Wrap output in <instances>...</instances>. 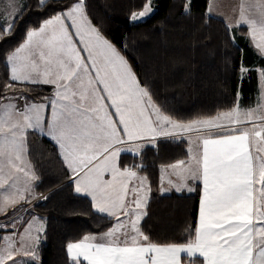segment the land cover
Listing matches in <instances>:
<instances>
[{"label": "snow or ice", "instance_id": "obj_1", "mask_svg": "<svg viewBox=\"0 0 264 264\" xmlns=\"http://www.w3.org/2000/svg\"><path fill=\"white\" fill-rule=\"evenodd\" d=\"M253 7L260 14L259 21L245 15L242 6L236 23L249 26L252 40L257 41L255 48L264 55V0H256ZM36 8L50 15L38 28H29L23 42L6 58L10 82L0 95V189L6 190L0 213L10 208L13 216L32 213L31 208L16 207L36 198L34 186L39 176L26 160L27 135L32 130L54 142L72 174L75 192L91 197L97 213L116 221L99 236L84 235L67 243L72 264H80L81 258L87 264H183L181 253L187 254L188 264H264V156L250 151L256 141L260 145L257 152H264V103L258 101L257 107L244 111L236 105L204 121H176L155 105L127 59L93 24L87 0H36ZM22 10L0 23V39L14 33ZM184 11H190V2ZM152 12L151 0H145L142 10L130 13V20H142ZM213 14L209 4L204 15ZM251 70L241 65L242 76ZM259 74L264 79V69ZM14 83L51 84L54 98L36 103L25 96H8ZM18 100L24 101L23 107ZM48 109L50 116L46 115ZM198 124L208 130L227 128V132L209 131L199 138L202 152L191 156L194 163L179 160L168 166L179 169L184 182L175 185L169 179L176 191L187 187L189 180H202L194 237L186 243L152 242L138 226L146 215L151 191L148 178L138 174L142 164L120 166V146L140 155V141L171 136L175 129L199 131ZM246 124L251 127L243 126ZM33 221H40L34 231ZM10 222L15 228L16 221ZM8 227L0 224V230ZM43 231L42 218L33 216L18 242L4 235L0 264H33Z\"/></svg>", "mask_w": 264, "mask_h": 264}, {"label": "trees", "instance_id": "obj_2", "mask_svg": "<svg viewBox=\"0 0 264 264\" xmlns=\"http://www.w3.org/2000/svg\"><path fill=\"white\" fill-rule=\"evenodd\" d=\"M144 2L87 0V13L127 59L164 114L189 122L235 105L252 106L258 92L257 71L264 69V56L252 50L243 27L229 29L222 19L205 16L208 0H189L188 13L184 11L186 0H153L150 17L130 23V13L141 10ZM21 8L14 33L0 39V95L10 82L7 55L23 42L29 28H37L50 15L36 8V0H21ZM241 65L252 70L242 76ZM51 91L43 84L14 83L7 95L44 101ZM27 143V158L39 176L34 189L42 194L32 203L31 214L45 224L44 237L37 247L40 261L33 264H72L66 244L84 235L105 232L113 218L97 213L87 197L73 191L70 175L49 139L29 131ZM186 156L185 142L173 139L156 140L140 155H119L121 167L142 164L138 172L148 178L151 191L146 215L138 226L152 242L186 243L194 237L199 184L192 193H158L161 166Z\"/></svg>", "mask_w": 264, "mask_h": 264}, {"label": "crops", "instance_id": "obj_3", "mask_svg": "<svg viewBox=\"0 0 264 264\" xmlns=\"http://www.w3.org/2000/svg\"><path fill=\"white\" fill-rule=\"evenodd\" d=\"M255 3H256V0H208L207 6L209 4H211L212 7H213V12H214V14L211 15V16L219 18V19H222V21L225 24H231L232 27L230 29H236L238 27H243L245 29V33H247L246 34L247 40H248V43L250 44V47L252 48V50L257 55L264 56V55H261L259 50L255 48L254 45H255V43L257 41H253L252 40V38H251V36L249 34V26L247 24H239V25H237V23H236L237 20L239 19L242 6H243V10L245 12V15H247L251 19H255L257 21L260 20L259 12L253 7V5ZM20 8H21V0H0V22L3 23V20H4L5 17H7V19L10 21L12 19L13 14L19 12ZM258 39H259V37H257V40ZM8 70H9V67H8ZM257 72H258V92H257L256 98H255L251 108L257 107L258 101L261 102V103H264V99L261 98V92L264 91V79H261L260 74H259V70ZM39 85H42V84H39ZM43 85H45V84H43ZM47 86L51 87V90H52L51 91V96L47 99V100H50V99L54 98V86L51 85V84H48ZM15 97H17V96H15ZM28 100L32 101V102H36V103L46 102V100H44V101H35V100H31L29 98H28ZM16 102L21 107H23L24 101L18 100ZM110 111L114 112V109H110ZM46 115L50 116V109L47 110ZM113 118L116 119V117H113ZM153 119H155V117H153ZM225 125H227V124H225ZM216 130H219V132H216V133H213V134H222V133H226L227 132V128H215V129L208 130L207 128L203 127L199 131H195V130H193V131H184V130H180V129H175V130H171L172 131V135L171 136H167V137H165V136H157L154 139L148 138V139H145L143 141H140V143L143 144V148H144L147 145L153 144L156 140H159V139L182 140V141L185 142V145H186V148H187V156H186V158H184L182 160H184L186 162L194 163V161H191V156L196 154V153H198V152H202V139H199V138L206 137V136L209 135V131H211V133H212V131H216ZM29 131H32V130H29ZM46 138L49 139L54 144V142L50 138H48V137H46ZM198 145H199V147H198ZM120 147L122 148V146H120ZM124 147H127V146H124ZM258 147H260V145L256 141H254L252 143V145L250 146V151H252L254 153V155H256V156H264V152H257V148ZM190 148L192 149L191 153L189 152ZM57 152H58V150H57ZM121 153L133 154V152H130V151H127V150L125 152L121 151ZM118 158H120V157H117V160H118ZM26 159H28L27 156H26ZM60 159H61V157H60ZM61 161H62V159H61ZM177 161H179V160H177ZM177 161L172 162V163L167 164V165L161 166L160 174H159V182L160 183H159V187H158V190H160L159 194H167V193H172V192H176V193H192L194 191V189H195V186L197 184H199V195H200L199 201H198V207H199L200 200H201V197L203 195V183H202V180H198V181H195V182H193L191 180L187 181L186 182L187 183V187H182L181 191H176V188L174 186H172V185H169V183H168L169 179H171L173 181V184H175V185H180V184L184 183L178 176L179 169L174 171L173 169L168 167L169 165L175 164ZM62 163H63V161H62ZM63 165H64V163H63ZM67 171H68V173L70 175V178H71L70 182L72 184V189L75 192V184H74V180H73L72 174L70 173V171L68 169H67ZM138 174L140 176H144L143 174H141L139 172H138ZM21 177H22V175L20 176V180H21ZM162 177H163V179H161ZM105 178L106 179H110V176L105 175ZM135 183H138V181H133V184H135ZM188 187H191L193 190L192 191H188ZM6 188H7V186H6ZM5 190L6 189H0V200L3 199V195L5 193ZM35 190L36 189H34V195H35L36 198L31 200L33 202H36L37 199H39L42 196V194L36 193ZM77 194L87 197V199L90 201V203H92L91 197L86 196L83 193H77ZM149 195L150 194L148 193V196ZM21 204H18L16 207H19V205H21ZM10 209L8 211H10ZM4 215H5L4 213H0V219H1V217L2 218L8 217V216H6V215L4 216ZM8 215L10 216L11 214H8ZM17 215L19 216L20 213L16 214L15 217H17ZM31 215H33V214H29L28 218L26 220L22 221L23 224H21L17 228V235H18V233H20L21 229H23L25 227V225H27L28 220L31 217ZM102 215H106V214H102ZM198 216H199V208L197 209V219H198ZM12 218H14V216ZM142 218H143V216H142ZM121 219H125V218L121 217ZM115 223H116L115 218H113L112 226ZM197 224H198V220L196 222V226H197ZM102 233L89 234V235H97V236H99ZM79 240H77V241H79ZM74 242H76V241H74ZM181 256L183 258V264H188L187 254L186 253H181ZM196 259H198V261H202V258L199 257V256H197ZM80 261L85 262V264H87L86 261H83V258H81Z\"/></svg>", "mask_w": 264, "mask_h": 264}, {"label": "rangeland", "instance_id": "obj_4", "mask_svg": "<svg viewBox=\"0 0 264 264\" xmlns=\"http://www.w3.org/2000/svg\"><path fill=\"white\" fill-rule=\"evenodd\" d=\"M186 3H189V0H186ZM151 6H152V8H153V10H154V5H153V0H151ZM142 10V9H141ZM152 14V13H151ZM150 14V15H151ZM150 15L149 16H147V17H145V18H143L142 20H138V21H135V22H133V21H131L130 20V17H129V21H130V23H136V22H140V21H143V20H145V19H147V18H149L150 17ZM236 106V105H235ZM239 108L241 109V111H244V110H247V109H249V108H251V106L250 107H248V108H245V107H242V106H239ZM230 110V109H229ZM229 110H226V111H221V112H219V114L220 113H224V112H227V111H229ZM218 115V113L216 114V115H213V116H211V117H207V118H201V119H196L195 121H197V122H199V121H204V120H207V119H210V118H213V117H216ZM194 120H192V121H189V122H193ZM189 122H187V123H189ZM186 123V122H185ZM222 123H224V124H227V121H222ZM243 126H246V127H251V125L250 124H246V125H243ZM204 126H202V125H197V128H199V130L201 129V128H203ZM223 130V129H222ZM195 131H197V130H195ZM216 132H219V130H216V131H212V133H216ZM124 148H126V147H124V146H122V151L123 152H125L126 150H123ZM131 152V151H130ZM27 161H28V159H26ZM31 166V165H30ZM23 180H24V177L22 176L21 177V182H23ZM159 191L160 190H158V193H159ZM32 203H33V201H31V203L30 204H24V203H22L21 205H19V207H17V209H21V208H31V206H32ZM145 210V209H144ZM6 216H8L9 217V215L8 214H13V211H12V209H10V211H7V213H4ZM4 215V216H5ZM28 216H29V214L28 213H23V212H20V215L18 216L17 215V217H20V219H17V217H15L14 216V218H11V217H4V218H2L1 217V222H0V224H8L9 225V227L7 228V229H4V230H0V248H2L3 246H5V241L2 239V237L4 236V235H9L12 239H14V240H16L17 242L19 241V234H21V233H23L24 232V229L27 227V225H25V227L23 228V229H21V231H20V233H18V235H17V228L21 225V224H23L22 223V221H24V220H26L27 218H28ZM33 216H36V215H31V217L29 218V220H28V222L29 221H32V217ZM37 217V216H36ZM13 220H15L16 221V223H15V228H13L12 227V224H11V222L10 221H13ZM125 222L127 223V220H125ZM42 223H43V221H42ZM28 224V223H27ZM44 226H45V224H43ZM40 226V221H33V231L35 230V228L36 227H39ZM22 227V226H21ZM15 234V235H14ZM44 236H43V232L40 234V242L42 241V238H43ZM39 242V243H40ZM38 247V246H37ZM36 247V252H37V248ZM21 258L20 257H17V260H20ZM39 257H38V253H37V260L34 262V263H39Z\"/></svg>", "mask_w": 264, "mask_h": 264}, {"label": "built area", "instance_id": "obj_5", "mask_svg": "<svg viewBox=\"0 0 264 264\" xmlns=\"http://www.w3.org/2000/svg\"><path fill=\"white\" fill-rule=\"evenodd\" d=\"M21 209H23V208H21ZM18 213H20V212H17L16 214H18ZM9 217H11V218H12V217H13V214H12V215H10ZM9 217H8V218H9ZM0 222H1V220H0ZM1 223H2V222H1Z\"/></svg>", "mask_w": 264, "mask_h": 264}]
</instances>
